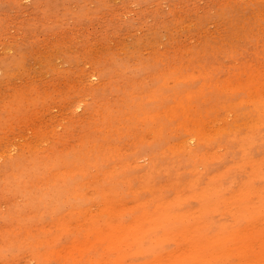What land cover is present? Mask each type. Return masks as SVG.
Returning a JSON list of instances; mask_svg holds the SVG:
<instances>
[{
	"label": "rangeland",
	"instance_id": "374dc122",
	"mask_svg": "<svg viewBox=\"0 0 264 264\" xmlns=\"http://www.w3.org/2000/svg\"><path fill=\"white\" fill-rule=\"evenodd\" d=\"M0 264H264V0H0Z\"/></svg>",
	"mask_w": 264,
	"mask_h": 264
},
{
	"label": "bare ground",
	"instance_id": "6f19581e",
	"mask_svg": "<svg viewBox=\"0 0 264 264\" xmlns=\"http://www.w3.org/2000/svg\"><path fill=\"white\" fill-rule=\"evenodd\" d=\"M56 116H57V115H55V114H54V115H49V116L47 117V121H48V122H51L53 119L56 118ZM253 123H254V122H253ZM190 141H191V140H190ZM12 148H13V147H12ZM15 152H16V151H15Z\"/></svg>",
	"mask_w": 264,
	"mask_h": 264
}]
</instances>
